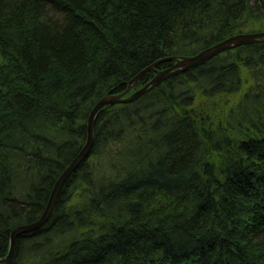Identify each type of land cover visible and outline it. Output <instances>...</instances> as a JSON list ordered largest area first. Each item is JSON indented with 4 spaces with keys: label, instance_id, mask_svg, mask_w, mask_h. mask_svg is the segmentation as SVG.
I'll return each mask as SVG.
<instances>
[{
    "label": "trees",
    "instance_id": "trees-1",
    "mask_svg": "<svg viewBox=\"0 0 264 264\" xmlns=\"http://www.w3.org/2000/svg\"><path fill=\"white\" fill-rule=\"evenodd\" d=\"M263 22L264 0H0V259L10 230L41 215L83 147L98 98L158 59ZM92 133L48 220L14 240L12 264L26 252L40 264H264V45L103 107ZM22 168L39 180L18 201L10 192ZM57 233L68 239L56 252L47 239Z\"/></svg>",
    "mask_w": 264,
    "mask_h": 264
},
{
    "label": "water",
    "instance_id": "water-1",
    "mask_svg": "<svg viewBox=\"0 0 264 264\" xmlns=\"http://www.w3.org/2000/svg\"><path fill=\"white\" fill-rule=\"evenodd\" d=\"M249 44H262L264 45V31H258L255 33H237L233 34V36L224 38L223 41L212 44L209 47L201 49L200 52L190 55V56H179L177 57H169L158 59L155 63L148 66L147 68L141 70L136 74V76L126 85V89L120 93L115 95H104V97H100L94 103V105L89 110L87 117L85 119V133L86 138L83 143V147L74 155V157L64 166L63 171L55 178L53 185L51 187V191L46 199V203L42 210L41 215L33 220L31 223L17 225L10 230L8 236V251L2 259H0V264H12V252H13V244L16 237L34 232L41 228L45 221L51 215V211L56 202V198L61 191L64 183L68 179V177L75 172L78 166L85 161V159L89 156V152L93 146V127L95 125V119L100 109L105 106H112L116 104H127L137 100L138 97L148 93L149 90L158 87L159 83L169 79V77L179 75L181 72L190 70L191 68L201 66L207 61L211 60L212 57L222 54L225 51H229L234 49L235 47L245 46ZM173 61L172 65L169 68L161 69L158 71H154V77L150 79L146 84H144L141 88L137 89V91L128 94V92L132 89V85L142 77L147 71L151 70L153 66L158 64L159 62L164 61Z\"/></svg>",
    "mask_w": 264,
    "mask_h": 264
},
{
    "label": "rangeland",
    "instance_id": "rangeland-1",
    "mask_svg": "<svg viewBox=\"0 0 264 264\" xmlns=\"http://www.w3.org/2000/svg\"><path fill=\"white\" fill-rule=\"evenodd\" d=\"M255 29H259L258 31L263 30L264 31V22L262 23V26L256 27ZM104 157L102 155H99L96 157L97 163L95 164L96 161H94V166H96L95 172L97 173H102L104 170H106V165H104ZM93 159V158H92ZM24 169V168H22ZM15 174V172H14ZM14 176V175H13ZM39 175L37 173H32L31 175L26 174V169L22 172H17L16 175L13 177V181L11 184V196L14 197L16 200L21 201L24 196L28 195L30 193V188L32 186L36 185V182L39 180ZM34 181V183H32ZM38 183V182H37ZM67 237L63 236V234H56V235H50L47 239L49 249L51 251H56L60 250L61 248L64 247L65 243H67ZM29 252H26L25 254V262L24 264H40L39 260L41 259L42 256L39 254L36 255L35 257H30Z\"/></svg>",
    "mask_w": 264,
    "mask_h": 264
},
{
    "label": "bare ground",
    "instance_id": "bare-ground-1",
    "mask_svg": "<svg viewBox=\"0 0 264 264\" xmlns=\"http://www.w3.org/2000/svg\"><path fill=\"white\" fill-rule=\"evenodd\" d=\"M255 32H256V31H255ZM255 32H252V33H255ZM257 32H258V31H257ZM232 36H233V35H232ZM128 93H129V92H128ZM107 95H115V94H107ZM92 143H93V141H92ZM47 220H48V219H47ZM47 220H46V221H47ZM46 221H45V222H46Z\"/></svg>",
    "mask_w": 264,
    "mask_h": 264
}]
</instances>
